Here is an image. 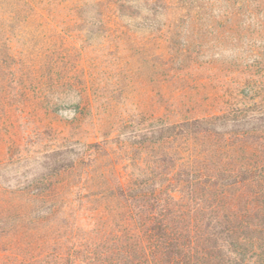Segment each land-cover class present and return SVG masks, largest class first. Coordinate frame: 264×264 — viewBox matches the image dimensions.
<instances>
[{"label": "trees", "instance_id": "16d2710c", "mask_svg": "<svg viewBox=\"0 0 264 264\" xmlns=\"http://www.w3.org/2000/svg\"><path fill=\"white\" fill-rule=\"evenodd\" d=\"M45 1L0 0V171L34 145L43 161L0 183V264H264V60L235 58L197 107L77 59L264 57V0H59L60 19ZM166 70L151 82L180 78Z\"/></svg>", "mask_w": 264, "mask_h": 264}, {"label": "rangeland", "instance_id": "374dc122", "mask_svg": "<svg viewBox=\"0 0 264 264\" xmlns=\"http://www.w3.org/2000/svg\"><path fill=\"white\" fill-rule=\"evenodd\" d=\"M47 1L49 0L45 1V6H47L48 9H53L55 7L58 8L57 10L60 12L57 17L58 19H60L62 15H67L71 11L69 5L68 7H64L62 4L63 7L58 5L59 0H51L48 4ZM210 1L212 2V7H209V11L213 10L216 13L218 11H223L228 7V4L224 0ZM11 8L12 7L9 6V9ZM19 33L20 31L16 36L14 35L16 38L13 43L18 47H22L24 37ZM136 37L142 39V35H137ZM77 43L79 44L80 41L77 40ZM258 44L264 47V41L258 42ZM101 48H96L100 50H95L93 53L88 49L89 54L87 52L86 57L76 58L81 67H90V65L98 63V69L95 71L104 74L107 78L104 79V81H106V84L109 83L110 89H116V87H119L120 89L124 88L126 94L131 93L144 101H146V92L150 91L152 88L161 87L164 92H168L172 89H179L180 91H183L184 96L182 97L186 101L189 99L194 101L192 98L195 97L197 102L194 101V105L197 107H200V105H203L204 103L201 96H196L198 92L200 95L204 93L205 95L213 96L216 91L214 88L215 85L220 84L221 86H224L226 84V86L228 85V87H230L227 83L228 81L223 79V75H227L228 78L229 76L230 78L237 77V74L230 73L235 58L239 61L236 63H242L244 67L262 63L264 60V57H229V52H219L217 49H212V46L206 49L202 57H177V60L171 65L172 67H166L163 64L167 61V57H88V55L98 56L104 54L105 52ZM212 55L214 57H212ZM230 65L231 68H228ZM246 67L245 69H247ZM167 68L170 69V71L168 70L169 75L176 71L180 78H175V80H172L174 83H169L168 86L166 84L161 85L160 83L154 85L151 82V76L158 72L159 76L163 78V73L167 71ZM257 71H261L260 67L253 68L252 72L254 73ZM111 76H114L112 79L113 82L109 79ZM242 76L244 77L245 75ZM246 77H248V75H246ZM106 86L108 87V84ZM120 100L123 101V98L120 97ZM209 103H215L213 102V98ZM131 104L133 105L132 101L130 102V105ZM129 109L134 110V108L131 107H129ZM63 110L65 112L64 115H70L69 109ZM19 125V133H21V135L25 133L27 127L31 126L27 124L25 120H20ZM35 147L36 145L30 146L31 150L28 153L22 151V160H19L21 155L15 154L9 165L1 169L0 183L2 185H5L6 187H11L13 185L23 186L41 169L43 161L40 158L41 156L36 154L37 150L40 148L36 149Z\"/></svg>", "mask_w": 264, "mask_h": 264}]
</instances>
